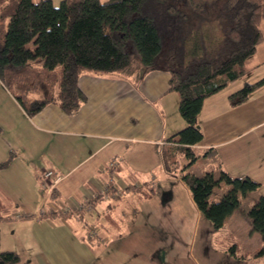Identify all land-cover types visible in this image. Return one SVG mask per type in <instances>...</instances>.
<instances>
[{
    "label": "crops",
    "instance_id": "1",
    "mask_svg": "<svg viewBox=\"0 0 264 264\" xmlns=\"http://www.w3.org/2000/svg\"><path fill=\"white\" fill-rule=\"evenodd\" d=\"M259 27L263 39L247 62V73L229 84L228 91L225 87L204 100L197 117L202 140L193 146L197 159L187 171L197 176L217 170L232 178L249 177L264 189V84L243 103L235 107L228 103V96L244 84L264 78V19ZM163 73L152 71L134 80L84 71L78 85L86 100L74 113L66 115L57 103H50L33 117L23 112L0 82V162L9 158L7 163L13 167L8 182L16 184L15 193L22 194L8 197L11 214L34 215L0 221V251L16 252V264H24L22 256H36L40 264H62L69 248L81 254L94 250L113 258L112 264L115 257L128 254L121 245L112 246L114 237L122 241L125 236L122 229L111 227L108 218L124 224L121 214H139L141 205L155 201L160 185L166 194L178 192L180 183L185 185L178 176H169L163 166L162 156L175 148L166 140L185 127L178 113V95L166 91L168 76ZM113 160L117 162L114 169L108 167ZM196 163L201 165L198 171L194 170ZM49 170L53 172L48 180L51 188L38 186V175ZM19 178L26 180L24 187ZM108 181L114 192H120L118 198L102 192ZM167 184L172 191L164 187ZM139 186L152 189L151 197L143 198L136 189ZM185 186L181 188L189 197ZM124 193L134 198L122 204ZM191 205L196 208L193 201ZM174 206L179 208L180 202ZM95 228V235L104 241L101 246L81 238ZM249 247V257L235 258L233 253V259L247 264L264 258L260 244Z\"/></svg>",
    "mask_w": 264,
    "mask_h": 264
},
{
    "label": "trees",
    "instance_id": "2",
    "mask_svg": "<svg viewBox=\"0 0 264 264\" xmlns=\"http://www.w3.org/2000/svg\"><path fill=\"white\" fill-rule=\"evenodd\" d=\"M262 19L264 0H60L57 6L51 0H0V82L28 117L50 103L69 115L86 100L78 85L84 71L134 80L148 72H165L166 91L178 95L185 127L166 140L175 148L162 156L164 169L181 179L200 215L219 229L238 207L239 196L258 183L224 172L218 179L212 172L197 176L186 169L197 159L193 146L202 140L197 117L204 100L247 73V62L263 39ZM29 43L32 49L26 47ZM36 59H41L40 66L31 63ZM262 84L264 78L244 84L228 96L229 105L243 103ZM180 155L187 160L184 167L178 165ZM7 161L0 162V168ZM220 181L226 192L209 202ZM139 187L143 198L151 197L152 189ZM4 199L0 197V221L34 216L12 215ZM248 216L252 231L264 235V197ZM108 219L111 227L122 229L121 220ZM95 231L87 230L81 238L103 244ZM18 262L14 251H0V264Z\"/></svg>",
    "mask_w": 264,
    "mask_h": 264
},
{
    "label": "rangeland",
    "instance_id": "3",
    "mask_svg": "<svg viewBox=\"0 0 264 264\" xmlns=\"http://www.w3.org/2000/svg\"><path fill=\"white\" fill-rule=\"evenodd\" d=\"M59 1L60 0H51L54 6H57ZM100 1L104 2L106 0ZM26 47L28 49L33 48L31 43L27 44ZM31 63L34 66H40L42 61L41 59H36ZM55 70L58 77H60L62 70L61 66L58 65ZM225 91H228V88ZM9 149L10 148L7 150V157L11 153ZM12 155L13 154H11V157ZM5 160H9V158ZM177 161L179 167H184L187 164L184 155L178 156ZM12 167V165L10 166L6 163L3 167L4 169L0 168V197L4 201L6 197L8 199V197L13 198L22 195L18 192L15 193L16 190L14 188H16V184L11 185L12 183L8 182L10 179L8 172ZM194 167V170L198 171L201 165L200 163H196ZM218 172L217 170L215 173L212 172L213 177L216 179L221 177L220 173L217 174ZM203 174H199V176ZM221 181L209 195V202L220 200L221 196L226 192L227 186L221 184ZM13 182H15V179ZM19 183L24 187L23 184L26 183V180L24 182L23 179L19 178ZM38 183L41 185L38 181L36 183L38 186ZM170 184L172 185L173 183ZM180 184L181 185H177L179 191H174L170 194H166L168 191L163 190V186L160 185L155 189V201L147 203L146 207L145 204L141 205L139 214L133 213V215L131 214L126 217L121 214L124 221L122 234L125 236V240L117 241V237H114L113 242L115 243H113L112 246L115 245L116 248V246L121 245L125 250L128 249V254L122 257H115L117 263L114 261V264H241L233 259V253L235 258H239L240 256L249 257V246L252 244H260L264 249V235L251 230V220L248 216V211L257 199L261 196L264 197L263 188L260 189L261 187L257 186L255 190L243 196H239V205L232 217L226 221L222 227L214 229L210 222L200 215L198 211H196V208L191 205L192 201L190 195L187 197L185 189L181 188V186L185 185H182V183ZM171 185L167 184L166 186L164 185V187L169 186V188L167 187L166 189L172 191V188H170ZM10 188H12L14 192L10 191ZM184 188H186V186ZM127 195L129 194L124 193L122 195L120 201L123 198L125 199L122 204L134 198L133 194L129 197ZM112 196L118 198L120 192L117 191ZM163 201L165 202L161 204L160 202ZM178 202H180L179 208L174 206V203ZM185 202H189V205L185 206ZM135 204L137 206L139 205L137 203ZM157 205L158 207L156 208ZM147 213H150L151 217L148 218ZM176 213L178 216H176ZM108 243L109 242L105 245ZM101 245L103 244H100V246ZM94 247H96V245ZM69 249L68 256L61 260L62 264H110L113 259H108L94 250H85V253L81 254L74 253L72 248ZM156 249H160L158 254L155 251ZM259 251L260 250H257V252ZM34 257L36 256H28L26 258L22 256L21 261L27 264L28 260H31V264H40L38 259ZM256 260L257 258L249 260L247 264H264V258L259 261Z\"/></svg>",
    "mask_w": 264,
    "mask_h": 264
},
{
    "label": "built area",
    "instance_id": "4",
    "mask_svg": "<svg viewBox=\"0 0 264 264\" xmlns=\"http://www.w3.org/2000/svg\"><path fill=\"white\" fill-rule=\"evenodd\" d=\"M108 167L114 169L116 167V161L113 160L112 162L109 163ZM53 176V172L52 171H44L41 174L38 175V181L41 183V185L47 189H50L52 184L50 182H48V180H50V178ZM102 192H112V195L115 194L116 192H114V190L111 189V184L110 181L107 182V184L105 185V187L103 188ZM87 206H90L87 204Z\"/></svg>",
    "mask_w": 264,
    "mask_h": 264
}]
</instances>
